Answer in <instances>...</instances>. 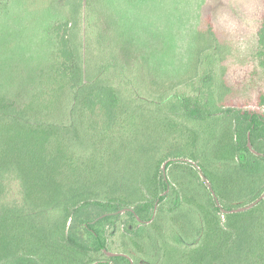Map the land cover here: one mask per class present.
Here are the masks:
<instances>
[{
    "label": "trees",
    "instance_id": "obj_1",
    "mask_svg": "<svg viewBox=\"0 0 264 264\" xmlns=\"http://www.w3.org/2000/svg\"><path fill=\"white\" fill-rule=\"evenodd\" d=\"M62 1L63 58L52 68L60 88L22 107L0 94V264H264V91L254 104L223 106L212 66L194 95L143 93L127 80L136 70L106 51L103 30L97 45L80 35L93 0ZM254 34L264 69V0ZM134 112L153 126L145 130L161 125V143L179 131L188 139L159 155L158 137L127 131L124 114ZM133 156L144 158L139 173L143 158L127 162ZM11 179L23 205L2 202ZM125 212L133 254L108 245Z\"/></svg>",
    "mask_w": 264,
    "mask_h": 264
},
{
    "label": "rangeland",
    "instance_id": "obj_2",
    "mask_svg": "<svg viewBox=\"0 0 264 264\" xmlns=\"http://www.w3.org/2000/svg\"><path fill=\"white\" fill-rule=\"evenodd\" d=\"M64 2L0 0V94L19 107L40 90L60 88L54 82L55 74H59L52 68L57 59L63 58L58 56V45L62 33L60 24L68 19ZM93 3L92 16L80 23V35L88 33L97 45L103 30L108 39L106 51L110 56L121 57L129 68L136 70L128 71L127 80L131 86H142L143 93L151 92L158 97L186 91L194 95L203 87L201 80L210 77L208 69L212 66L214 82L217 85V80H222L227 97L218 98L217 102L223 106L225 101L236 105L254 104L264 91V69L257 65L252 54L261 0H93ZM124 116L127 131H134L131 134L138 133L143 138L146 133H152L158 137L159 155L170 150L168 145L180 147L188 139L179 131L171 134L170 143H161L159 123L154 132L145 130L153 126L138 113ZM126 138L127 142L131 141L129 134ZM142 158L135 156L134 160ZM107 164L110 162H104V171ZM143 166L144 158L134 171L139 173ZM7 183L2 202L23 205L19 181L11 179ZM30 207L28 212H34L40 205ZM52 215L55 217L57 213ZM44 222L48 223V219ZM116 222L109 231L110 251L133 254L127 227L135 226L129 224L126 212ZM67 227L77 234L84 233L77 220H71ZM90 255L94 260L107 259L111 254Z\"/></svg>",
    "mask_w": 264,
    "mask_h": 264
}]
</instances>
